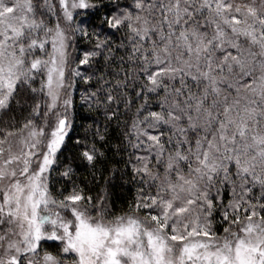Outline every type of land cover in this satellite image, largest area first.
Instances as JSON below:
<instances>
[{"label":"snow or ice","instance_id":"6c2138e0","mask_svg":"<svg viewBox=\"0 0 264 264\" xmlns=\"http://www.w3.org/2000/svg\"><path fill=\"white\" fill-rule=\"evenodd\" d=\"M0 264H264V0H0Z\"/></svg>","mask_w":264,"mask_h":264},{"label":"trees","instance_id":"16d2710c","mask_svg":"<svg viewBox=\"0 0 264 264\" xmlns=\"http://www.w3.org/2000/svg\"><path fill=\"white\" fill-rule=\"evenodd\" d=\"M98 19H99L98 17H90L89 18V23L92 24V23L98 22ZM80 44H81L82 47L85 44V41H84L83 37H81V39H80ZM88 46L90 47L91 45L89 44ZM80 92H81V88H77L76 89L75 98H76L78 103L80 101ZM93 115H94V113L89 112L87 110V105H84L83 107H79L77 109V112H76V125H78V126L75 127L72 130L73 138L75 137V135L77 133H82L83 130H84V127H86L88 124L92 123L91 117ZM93 127H95V125H93ZM69 142L71 143V141H69ZM112 143H116V141L113 140ZM111 154L112 153H109V155H111ZM126 156H127V154H125V157ZM120 166H123V161H121L120 165H118V167H120ZM105 175H108V173L105 172ZM85 176H87V172H81L80 173V177H81L82 181L84 180ZM118 176H119V174H118ZM103 182H104V180H103V176H102V177H100V183L103 184ZM138 187H139V185H127V186L123 187L122 189L121 188H117L116 189L117 196H116V198L114 200V203L118 206L117 210H119V207L121 205L124 208L127 207V204L129 202V200H132L135 197L136 188H138ZM222 227H223L222 225L219 226L217 228V231H222Z\"/></svg>","mask_w":264,"mask_h":264}]
</instances>
